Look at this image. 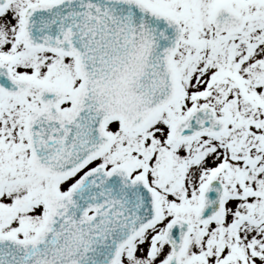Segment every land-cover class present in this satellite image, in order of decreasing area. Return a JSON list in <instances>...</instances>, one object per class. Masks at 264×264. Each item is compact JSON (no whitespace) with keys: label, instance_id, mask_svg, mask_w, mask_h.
<instances>
[{"label":"snow or ice","instance_id":"6c2138e0","mask_svg":"<svg viewBox=\"0 0 264 264\" xmlns=\"http://www.w3.org/2000/svg\"><path fill=\"white\" fill-rule=\"evenodd\" d=\"M0 264H264V0H0Z\"/></svg>","mask_w":264,"mask_h":264}]
</instances>
